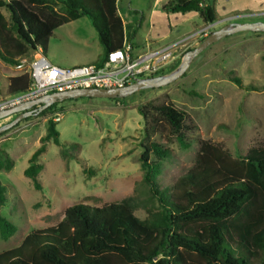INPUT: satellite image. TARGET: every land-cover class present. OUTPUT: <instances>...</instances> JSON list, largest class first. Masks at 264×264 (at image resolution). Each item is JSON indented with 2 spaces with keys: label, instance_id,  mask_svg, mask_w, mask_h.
<instances>
[{
  "label": "rangeland",
  "instance_id": "1",
  "mask_svg": "<svg viewBox=\"0 0 264 264\" xmlns=\"http://www.w3.org/2000/svg\"><path fill=\"white\" fill-rule=\"evenodd\" d=\"M164 1L167 0L118 1L120 7L131 10L133 20L127 22L130 32L135 31L132 38L145 37L154 27V34L170 31V20L158 9ZM205 1L211 2L221 20L215 29L229 22L264 21V0ZM170 18L174 25V20L186 19H182L181 27H172L181 33L193 30L196 23L204 25L193 11ZM70 28L77 30L76 36L62 47L51 39L48 58L53 61L51 56L55 54L71 65L89 64L92 59L98 63L104 48L92 21L84 17ZM204 38L191 41L181 59ZM5 65L0 59V78L2 73L13 72L11 66L6 65V69ZM25 69L30 70V63ZM233 77L241 78L243 86ZM5 92L0 86V100L10 96ZM149 101L170 102L185 110L190 129L178 137L171 136L165 128L146 140V124L138 105ZM55 112L61 114L60 120L54 119ZM14 117L0 120V126ZM50 118L57 122L62 145L47 142V150L39 160L43 166L38 173L39 189L25 169L47 133ZM199 139L220 143L237 158L253 146H264V32L240 31L220 39L196 56L187 71L169 85L142 89L119 99H67L46 115L24 118L5 131L0 136V161L7 164L9 156L13 165L9 169L0 166V182L7 195L0 215L14 223L17 231L7 239L0 231V252L19 246L33 229L56 225L64 218L66 209L77 203L100 207L135 196V213L146 218L144 201L148 186L143 182L142 144L154 141L168 150L155 177L164 188L194 167Z\"/></svg>",
  "mask_w": 264,
  "mask_h": 264
},
{
  "label": "trees",
  "instance_id": "2",
  "mask_svg": "<svg viewBox=\"0 0 264 264\" xmlns=\"http://www.w3.org/2000/svg\"><path fill=\"white\" fill-rule=\"evenodd\" d=\"M163 9L197 12L206 24L219 19L215 7L205 0H170ZM80 17H88L98 31L104 48L98 63L124 46L118 0H0L1 61L25 69L39 47L45 53L58 27ZM180 62L181 58L170 71ZM0 80L5 81L8 96L27 91L32 83L27 69ZM232 80L243 86L241 78ZM138 111L146 124V140L165 128L178 137L190 129L188 113L173 103L149 101L139 104ZM50 140L62 145L53 118L25 169L39 189L43 167L39 160ZM199 144L194 167L164 188L155 177L168 150L154 141L142 144L146 218L136 215L135 196L100 207L73 204L56 225L33 229L19 246L1 251L0 264H264V146H253L237 158L212 140L199 139ZM5 161L0 166L11 168L12 159L8 156ZM6 199L0 182V206ZM0 231L7 239L17 226L0 215Z\"/></svg>",
  "mask_w": 264,
  "mask_h": 264
},
{
  "label": "built area",
  "instance_id": "3",
  "mask_svg": "<svg viewBox=\"0 0 264 264\" xmlns=\"http://www.w3.org/2000/svg\"><path fill=\"white\" fill-rule=\"evenodd\" d=\"M219 23L221 20L207 23L199 30L172 43L148 47L139 52H136L133 45L125 38L124 46L110 51L103 62L72 67L53 63L45 55L43 48L39 47L30 62L32 78L30 88L25 92L1 99L0 111L57 91L89 87H122L139 78L157 76L181 58L191 41L207 36ZM54 119L60 120L61 114L55 112Z\"/></svg>",
  "mask_w": 264,
  "mask_h": 264
},
{
  "label": "water",
  "instance_id": "4",
  "mask_svg": "<svg viewBox=\"0 0 264 264\" xmlns=\"http://www.w3.org/2000/svg\"><path fill=\"white\" fill-rule=\"evenodd\" d=\"M240 31L264 32V21L229 22L216 28L205 36L197 46L185 52L179 65L167 73L147 78H139L133 83L122 87H89L57 91L1 110L0 120L12 115H15V117L11 121L0 126V135L17 125L24 118L39 115L54 103L63 102L67 99H77L81 97L118 99L132 96L142 89L159 88L169 85L179 79L187 71L194 58L201 52L220 39Z\"/></svg>",
  "mask_w": 264,
  "mask_h": 264
},
{
  "label": "crops",
  "instance_id": "5",
  "mask_svg": "<svg viewBox=\"0 0 264 264\" xmlns=\"http://www.w3.org/2000/svg\"><path fill=\"white\" fill-rule=\"evenodd\" d=\"M119 1V0H118ZM170 0H167V1H164L161 5V7H159L158 9H160V13H162L163 15H165L164 17H166L167 19H169L171 21V16L174 15V14H177V13H168L166 11H164L163 9V5L166 4L167 2H169ZM209 2V1H208ZM118 12H119V15L121 16L123 22H124V26H125V37L127 39V41H129L136 52H139L141 50H144L148 47H159V46H163V45H166V44H169V43H172L180 38H182L183 36L187 35V34H190L194 31H196L198 28H201L203 27L206 23L203 21L204 25L202 24H197V26L191 30V31H184V32H180V30H173L172 27L175 26V28H179L182 26L183 23H181L185 18H178L179 20H174L176 21V24H172L170 21H169V24H170V31L168 30H162L160 31L159 33L157 34H154V28L151 29V32L150 33H147V35L145 37H141L140 39L136 38H132L131 35H132V32H134L135 34V31H131L129 30V26H128V22H132L133 20V16L131 14V10L130 9H127L125 7H120L119 6V2H118ZM194 12V11H193ZM189 13V12H187ZM195 15L199 16V14L197 12H194ZM186 14V13H185ZM200 17V16H199ZM84 17H80L76 20H73V21H70L68 23H65L63 25H61L60 27H58L51 39H53L55 45L59 46V47H62V46H65L66 45V42L69 40L70 37H74L76 36V33H77V30L76 29H69V27H71V25H74L76 24L78 21H80L81 19H83ZM145 19L144 18V15H142V20ZM183 19V20H182ZM128 20V22H127ZM141 20L140 24L143 23V21ZM186 20V19H185ZM220 21V19H218ZM187 21H189L187 19ZM141 26V25H140ZM198 27V28H197ZM197 28V29H196ZM50 39V40H51ZM49 44L51 45V43L49 42ZM50 45H48V48L47 50L45 51V55L48 57L49 55V52H50ZM103 52H104V49H103ZM103 55V54H102ZM52 58V62L57 64V65H60V66H63V67H72V66H75V65H71L73 63H70L69 61L65 60V59H62L61 60V57H57L55 54H52L51 56ZM102 56L100 57V60H101ZM96 59H92L90 60V63H94ZM99 60V62H100ZM94 61V62H92ZM6 69H8V66H6ZM11 69L13 70V72H11L10 74H7V73H2V77L3 78H8V77H11V76H16V75H20L22 74L25 69L23 67H11ZM5 81H0V86H3V88H5Z\"/></svg>",
  "mask_w": 264,
  "mask_h": 264
}]
</instances>
